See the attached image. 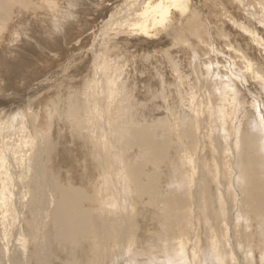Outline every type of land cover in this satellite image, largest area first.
<instances>
[{
    "label": "bare ground",
    "instance_id": "obj_1",
    "mask_svg": "<svg viewBox=\"0 0 264 264\" xmlns=\"http://www.w3.org/2000/svg\"><path fill=\"white\" fill-rule=\"evenodd\" d=\"M78 2L0 0V46L13 18L62 28ZM94 3L88 82L34 100L43 121L30 93L0 97V264H264V0Z\"/></svg>",
    "mask_w": 264,
    "mask_h": 264
},
{
    "label": "rangeland",
    "instance_id": "obj_2",
    "mask_svg": "<svg viewBox=\"0 0 264 264\" xmlns=\"http://www.w3.org/2000/svg\"><path fill=\"white\" fill-rule=\"evenodd\" d=\"M78 1L79 2H78V4L76 3V5L79 8L76 7L74 9V12H75L74 15H72V18H68V23L66 25H63L62 28H59L58 23L56 21H54V22L57 23V24L55 23V25L58 27H56L55 25L53 26L52 24H50L51 21L49 19L47 20L48 21L47 22L41 16H40V19L43 21L36 23L38 20L37 19L38 17L26 14L25 16L23 15L22 17H20V19H18L19 16H18V18L17 17L13 18L12 22L7 27L8 30L6 29L3 33L4 39H1L2 41H1V46H0V57H1L0 58V69L4 71V69L7 66H4L3 63L6 65H9L10 63L12 64L13 62L17 61L14 58V57H16V53H15L16 51H13V48H15L16 46H19V48H20L23 40L28 39L26 35H29L28 36L29 39L33 36L32 37L33 39L25 40V41H27L26 42L27 44H25V46L22 47V48H25L28 46L31 51L28 50V52L30 51L28 54H26L27 51H25L24 52L25 54L23 53L20 55L23 59V60L21 59V62L18 65L20 67H17V65H14L13 67L9 66L6 74L3 72L5 75L6 82L11 84V86H7L8 89L6 87H4L3 90H1L2 92H0V97L1 98L3 96H6L7 98L11 97L12 100L14 98V102H17L16 106H21L19 108H22V106L25 107L27 102L32 100L31 101V107H32L31 111H32V114H34V117L36 116L35 118L38 121H43V114H37V105H38L37 102L42 101L41 97H42L43 101L46 102V100H44L45 99L44 95H46V94L48 95V93H49V94H51V98L54 97L57 94V93H54L56 91V87L60 88V90H61L64 86H66L67 83L68 84L75 83L77 85L81 84V86H82L83 85L82 82L85 81V83H87L89 78L93 76L92 75L93 69H94L93 63L95 64V62L91 58L86 57V54L89 53L88 51L91 49L92 45H94V42L96 41L95 31L98 30V28H97L98 26L95 29H93L92 24H91L92 23L91 16H92V13H94V8H93L95 5L94 2H97V0H83V2L85 3V4L83 3V6L81 4H79L82 0H78ZM66 2L67 1H64L63 4L65 5ZM66 8H68V7H66ZM28 16L31 19L28 18ZM81 16H84L85 18L81 17ZM33 17L34 18L36 17V18L34 19ZM32 18L35 21H33ZM89 18H90V21H89ZM87 19L89 22L87 21ZM19 20H21V21L19 22ZM83 22L85 25L86 24L87 25L85 26L84 24H82ZM51 25H52V27H50ZM224 30H226V29H224ZM227 31H230V30L227 29ZM60 32H62V33H60ZM42 33H43V35H42ZM58 33H60V34H58ZM213 36L214 35L212 34V37ZM36 39H39L37 41V43H36ZM17 40H18V42H17ZM19 41H21L20 45H18ZM91 41L93 44L91 43ZM212 41L213 42H210V41L207 42V44H209L208 49H210L211 46H215V44H216L215 47L222 49V47H223L222 44L224 42L223 39H221L217 36V37H213ZM28 43H30V45ZM207 44L206 45H203V44L190 45L189 46L190 49L188 48V51L190 54H192V52L196 53L198 51L197 54H198V56L200 55L198 57V60L200 62L201 61H209L211 58H212L211 60L217 59V60L222 62L221 59H223V58L221 55L218 56V54L216 55L215 52H213L214 55L210 54L211 52H209V50L207 51L209 56L207 55V53H204V49H207L206 48ZM218 44H220L221 46H219ZM202 45H203V47H202ZM1 47H3V48H1ZM128 49H130V46L119 47L118 49L111 48L110 51L107 52L109 54L106 53L108 56L105 55V57L107 59H109V62L111 60H112V62H114L113 60H115V62L120 61L119 59H121V58H119V57H123V58L126 57V58H128L127 59L128 61L130 60V62H132L135 58V56H134L135 54L133 55V52H130V51L137 50L138 46L134 47V49H130V51ZM127 50H128V52H127ZM222 50H224V49H222ZM122 51H125V52H122ZM188 51H187V53L184 54L185 57H188ZM31 52L33 53V55ZM129 52L132 53V55L134 56V58H132V61H131V57H133V56L131 54H129ZM135 52L136 51H134V53ZM222 53L225 56L228 55L225 52H222ZM203 55L205 56V58ZM26 56H27V58H26ZM8 57L11 59H9ZM12 58H14V59H12ZM117 58H119V59H117ZM183 59H186V58H183ZM5 60H6V62H4ZM11 60H13V61H11ZM189 60L186 59L187 64H189L188 67H190V66L192 67L193 62H191V59H189ZM101 61H103V60L101 59ZM190 64H192V65H190ZM224 64L225 63H221V65H224ZM83 67H84V70H83ZM191 67H190V69H191ZM31 69H34V71ZM10 71H11V73H10L11 77H9L10 75L8 74V72H10ZM16 71H17V73H16ZM22 71H23V74H22ZM35 71L38 73H36ZM79 71L80 72L82 71V72L79 73ZM14 72H15L16 77L13 76ZM83 72H85V73H83ZM37 75H38V77H37ZM20 76H23V77L20 78ZM87 77H88V79H86ZM16 78H17V80H16ZM34 79H36V80H34ZM22 80H23V83L21 82ZM25 81H27V82H25ZM40 81L42 82V84H41L42 86L43 85L47 86V84H49V85L47 87L45 86L44 89H41V88L38 89L40 92H38L35 95L34 92H36V91L34 88H37L40 85L39 84V83H41ZM6 82H3V86L6 85V84H4ZM18 84L20 87L18 86ZM15 86L17 87V89ZM21 88H23V89H21ZM54 89H55V91H54ZM25 92L30 93L31 97H33V98H31L30 100L28 99L27 102L25 100L19 101L18 99H16L19 96V94L25 93ZM34 100H36L37 102ZM23 102H24V104H22ZM12 103H13V101H12ZM19 104H22V105H19ZM14 105H15V103H13V106Z\"/></svg>",
    "mask_w": 264,
    "mask_h": 264
}]
</instances>
